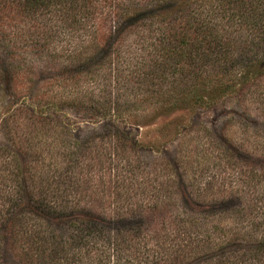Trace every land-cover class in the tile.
<instances>
[{
    "label": "rangeland",
    "instance_id": "obj_1",
    "mask_svg": "<svg viewBox=\"0 0 264 264\" xmlns=\"http://www.w3.org/2000/svg\"><path fill=\"white\" fill-rule=\"evenodd\" d=\"M64 33L0 109V264H264L243 254L264 240V79L206 109L99 116L133 98L136 59L123 47L106 83L59 76L88 44Z\"/></svg>",
    "mask_w": 264,
    "mask_h": 264
},
{
    "label": "trees",
    "instance_id": "obj_2",
    "mask_svg": "<svg viewBox=\"0 0 264 264\" xmlns=\"http://www.w3.org/2000/svg\"><path fill=\"white\" fill-rule=\"evenodd\" d=\"M62 31L88 44L65 49L59 76L104 73L106 83L123 47L129 63L136 59L127 80L113 78L117 90L123 79L131 84L133 98L95 105L99 116H133L150 101L206 109L264 79V0H0V109L6 96L30 94L21 84L29 57L50 61ZM12 241L0 234L2 248ZM246 244L244 255L264 253V240Z\"/></svg>",
    "mask_w": 264,
    "mask_h": 264
}]
</instances>
